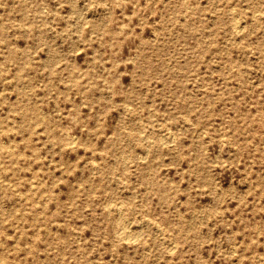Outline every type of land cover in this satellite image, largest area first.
<instances>
[{
  "label": "rangeland",
  "instance_id": "obj_1",
  "mask_svg": "<svg viewBox=\"0 0 264 264\" xmlns=\"http://www.w3.org/2000/svg\"><path fill=\"white\" fill-rule=\"evenodd\" d=\"M0 264H264V0H0Z\"/></svg>",
  "mask_w": 264,
  "mask_h": 264
},
{
  "label": "bare ground",
  "instance_id": "obj_2",
  "mask_svg": "<svg viewBox=\"0 0 264 264\" xmlns=\"http://www.w3.org/2000/svg\"><path fill=\"white\" fill-rule=\"evenodd\" d=\"M192 10V9H191ZM232 12H234V11H232ZM235 13V12H234ZM233 13V14H234ZM258 13V12H257ZM229 14V13H228ZM256 18H257V15H256ZM233 20L234 19H232V22H233ZM234 22H235V20H234ZM237 22H239V21H237ZM233 25H235L234 23H233ZM234 27V26H233ZM235 28H236V30H239V28H241L240 26H239V24L237 25V26H235ZM243 28V27H242ZM216 67V66H215ZM128 108V107H127ZM43 116H44V114H43ZM181 116V115H180ZM173 132V131H172ZM169 134V133H168ZM141 135V134H140ZM166 135V134H165ZM173 135V134H172ZM69 137V136H68ZM164 136H162V138H163ZM173 138H174V136H172ZM78 139V138H77ZM76 139V140H77ZM166 139H167V141H169L171 138H170V135H168V136H166ZM163 140V139H162ZM75 141V140H74ZM150 141H151V139H150ZM167 141H166V143H167ZM172 141V140H171ZM175 141V140H174ZM152 144V143H151ZM144 158H146L145 156H144ZM143 159V158H142ZM111 207V206H110ZM111 209H109V211H110ZM112 211V210H111ZM119 211V210H118ZM121 212H122V210H121ZM120 212V213H121ZM119 215V214H118ZM109 216V215H108ZM120 216V215H119ZM125 218V217H124ZM125 221V220H124ZM117 222H118V219H117ZM120 223V222H119ZM121 226H122V224H121ZM125 226V225H124ZM129 226V225H128ZM128 226H127V228H128ZM126 227V226H125ZM142 226H140V228H141ZM159 227V226H158ZM122 228H124V227H122ZM126 228V229H127ZM139 228V229H140ZM158 229V228H157ZM160 229V228H159ZM134 230V229H133ZM120 231V230H119ZM129 231V230H128ZM116 233V232H115ZM119 233V232H118ZM135 233V232H134ZM120 235H121V233H120ZM136 235V234H135ZM134 235V236H135ZM140 235V234H139ZM131 236H132V233H131ZM124 237H126V240H127V235L126 236H124ZM142 237V236H141ZM125 239V238H124ZM129 239V238H128ZM131 240V239H130ZM130 240H128V241H130ZM133 240V239H132ZM171 247V246H170Z\"/></svg>",
  "mask_w": 264,
  "mask_h": 264
}]
</instances>
